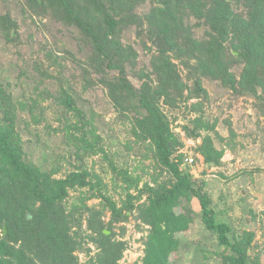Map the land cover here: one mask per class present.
I'll return each mask as SVG.
<instances>
[{
    "label": "trees",
    "instance_id": "trees-1",
    "mask_svg": "<svg viewBox=\"0 0 264 264\" xmlns=\"http://www.w3.org/2000/svg\"><path fill=\"white\" fill-rule=\"evenodd\" d=\"M18 1L24 15L55 19L77 44L75 48L62 44L63 53L59 55L46 47L45 37L41 38V50L60 77L40 65V77L26 105L0 79V264H77L74 253L86 251L89 239L99 249L94 264H118L128 247L123 240H113L114 234L108 235L106 229L113 231L116 223L133 214L131 194L129 202L118 209L98 188L107 201L103 209L90 208L84 202L67 212L72 190L95 188L88 172L58 179L29 162L23 152L20 113L28 111L42 117L47 110L42 105L50 98L61 104L63 117L74 115L79 119L83 139L89 136L88 118L71 94L79 79L73 73L67 76L72 65L81 72L82 83L86 82L88 89L102 85L107 90L114 107L127 117L136 141L148 145L158 166L167 173L164 183L147 184L141 191L147 194V201L137 207L136 219L153 227L142 264H174L170 255L180 247L174 234L188 229L194 199L200 203V216L207 229L217 233L219 244L228 251L216 253L218 264H260V259L248 252L252 238L242 236L231 241L230 227L216 218L211 200L203 191L204 184L195 181L189 170L181 171L185 156L176 157L182 142L171 128V116L178 103L202 95L206 101L209 99L201 85L204 77L220 81L239 99L251 102L259 120L262 115L264 121V0ZM147 4L149 12H139ZM130 27L137 29L145 49L160 35L171 47V51L151 47L156 53L152 62L161 80L159 87L146 83L136 88L128 78L127 65L135 66L138 56L133 47L121 44L122 31ZM20 29L12 14L0 18V32L8 43H18ZM197 31H202L203 37L198 38ZM234 69H240L239 76ZM144 77L150 82L149 75ZM187 89L191 91L189 96L185 94ZM162 100L168 109L163 110ZM191 109L197 117L185 130L193 141L202 139L196 149L204 155L206 172L222 165L223 152L228 148L221 146L225 138L216 132V123L205 119V105L195 103ZM227 131L230 136L226 145L234 150L237 133L231 128ZM96 140L102 142L99 136ZM194 160L199 163L198 158ZM108 207L111 220L104 222Z\"/></svg>",
    "mask_w": 264,
    "mask_h": 264
},
{
    "label": "rangeland",
    "instance_id": "rangeland-1",
    "mask_svg": "<svg viewBox=\"0 0 264 264\" xmlns=\"http://www.w3.org/2000/svg\"><path fill=\"white\" fill-rule=\"evenodd\" d=\"M149 10L147 4L139 12L148 13ZM8 14L14 16L21 29L16 44L8 43L0 32V79L9 85L16 99L26 105L31 96L29 94L34 93L33 84H37L40 77V65L49 68L56 78L60 77L59 70L50 65L51 61L41 50V38L45 37L46 42L48 41L46 47H51L59 55L63 53L62 44L66 48H75L77 42L66 27L55 19L24 15L18 0H0V18ZM197 36L203 37V32L197 31ZM138 38L135 27L122 31L121 44L133 47L138 54L135 66L126 64L128 78L136 88L146 83L159 87L161 80L153 69L152 62V56L156 53L152 51L151 43H148L149 49H145ZM173 62L179 64L175 58ZM60 66H64V63ZM71 68L67 76L70 77L73 73L79 78L71 94L76 98L78 109L88 118L89 136L83 139V132L78 129L83 126L79 119L73 117L74 115L68 119L63 117L61 104L50 98L42 105L47 108L44 116L40 117L38 113L34 116L28 111L20 113L19 126L25 158L41 171L52 172L58 179L73 173L88 172L95 188L86 186L72 190L67 201V212L74 206L80 207L84 202L90 208L103 209L107 203L104 196L120 209L129 202L128 194H131L133 214L116 223L113 231L106 229V232L108 235L114 234L113 240L128 243L118 264H142L146 255V242L153 235V227L136 219L137 207L147 201V194H141V191L147 184L153 186L156 182L164 183L167 173L158 166L154 152L148 145L136 141L129 121L125 120L127 117L122 116L114 107L107 90L102 85L88 89L87 83H82L81 72L73 65ZM234 72L238 76L241 73L240 69H234ZM145 75H149L150 82ZM201 85L209 99L206 101L202 95L198 98L192 97L188 102L178 103L174 115L171 116V128L182 142L176 157L183 155L199 160L194 168H188L181 163L180 169L189 170L195 181L200 185L204 184L203 191L211 200L210 206L216 218L227 222L230 227V240L242 236L244 239L251 237L248 252L253 258H259L260 264H264L263 117L259 114V120L251 102H246L244 98L239 99L238 95L226 89L220 81H210L202 77ZM50 92L54 94L53 91ZM185 94L189 96L191 91L187 89ZM195 103L205 105V119L212 124L216 123V132L225 138L221 146L228 148L223 152L222 165L210 167L206 172L204 155L196 149L202 144V139L193 141L187 137L185 130V126H191V121L197 117L191 109V105ZM161 105L163 110L168 109L164 100ZM75 125L78 127H74ZM228 128L237 133L233 142L235 149H231L232 151L226 145L230 136ZM202 133L206 134L204 131ZM251 134L255 135L252 137ZM97 136L102 140L100 144L97 143ZM77 154L80 155L78 159L82 160H77ZM98 188L104 196L99 195ZM184 203L188 206L186 200ZM190 207L192 222L188 223L186 231L174 234L180 240V247L173 251L170 258L174 259V264L220 263L214 256L216 253L225 254L228 251L219 244L217 233L207 229L202 221L199 201L194 199ZM110 210L108 207L104 211V222L111 220ZM85 249L86 251L77 250L74 253L77 264H94L93 261L99 253L97 245L89 239ZM206 254L208 258H205Z\"/></svg>",
    "mask_w": 264,
    "mask_h": 264
},
{
    "label": "water",
    "instance_id": "water-1",
    "mask_svg": "<svg viewBox=\"0 0 264 264\" xmlns=\"http://www.w3.org/2000/svg\"><path fill=\"white\" fill-rule=\"evenodd\" d=\"M166 39L164 35H160L154 38L152 41V45L157 50H163V51H171V47L166 43ZM6 233V229H5Z\"/></svg>",
    "mask_w": 264,
    "mask_h": 264
},
{
    "label": "built area",
    "instance_id": "built-area-1",
    "mask_svg": "<svg viewBox=\"0 0 264 264\" xmlns=\"http://www.w3.org/2000/svg\"><path fill=\"white\" fill-rule=\"evenodd\" d=\"M183 164L188 168H194L196 166L195 160L193 157H185Z\"/></svg>",
    "mask_w": 264,
    "mask_h": 264
}]
</instances>
